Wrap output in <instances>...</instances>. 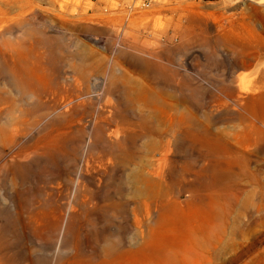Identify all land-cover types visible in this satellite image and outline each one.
Here are the masks:
<instances>
[{
	"label": "rangeland",
	"instance_id": "rangeland-1",
	"mask_svg": "<svg viewBox=\"0 0 264 264\" xmlns=\"http://www.w3.org/2000/svg\"><path fill=\"white\" fill-rule=\"evenodd\" d=\"M1 35L42 66L0 59V264H264V0H0Z\"/></svg>",
	"mask_w": 264,
	"mask_h": 264
},
{
	"label": "bare ground",
	"instance_id": "bare-ground-1",
	"mask_svg": "<svg viewBox=\"0 0 264 264\" xmlns=\"http://www.w3.org/2000/svg\"><path fill=\"white\" fill-rule=\"evenodd\" d=\"M0 59L2 60L1 62L4 63L5 67H7L6 70L9 71L10 74L13 76L14 83H16V85L19 86L20 88H23L25 91V94H27L29 91L30 93L37 94V92L39 91L40 83H41L39 75H40L42 64H41L40 52L36 49V47H34L33 43H31L30 46L26 47L24 46L23 43H20L18 41H13L9 37L1 35L0 36ZM95 82L97 83V79L94 81V83ZM36 99H37V95H36ZM43 103H42V100L40 99V104H36V106L39 107L42 104L45 105L46 100H44ZM30 111L31 110H29L28 108H24L22 110L20 120L26 119L25 116L28 115ZM250 117L251 118L246 117V119L249 121L248 123L249 131L253 130L255 133L261 135L263 133V130L259 126L256 125V121H259V118L257 117L256 113L255 112L252 113ZM176 119L180 123L183 121L184 117L182 116V114H179ZM152 131L153 129H151L150 127L145 129V132L147 135L151 134ZM158 134L161 138H163V141H162L163 142L162 144L163 152L161 153L162 155L157 158V162H156L157 167L155 166L148 170V172L151 175V186L152 187L154 184L157 185L159 181L162 180L161 167H162V161L164 159L163 156L166 155L165 151L168 150L169 142H170V138H169L170 133L161 134L158 132ZM152 187H151V194L154 193L152 194L153 196L149 199L144 200L142 204H138L137 205L138 207H143V206L144 207H157L158 205L162 204L163 201L160 200L159 198L160 192H158V190L154 191Z\"/></svg>",
	"mask_w": 264,
	"mask_h": 264
}]
</instances>
